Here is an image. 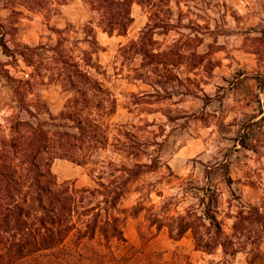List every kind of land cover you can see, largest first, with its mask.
I'll list each match as a JSON object with an SVG mask.
<instances>
[{
  "label": "rangeland",
  "instance_id": "obj_1",
  "mask_svg": "<svg viewBox=\"0 0 264 264\" xmlns=\"http://www.w3.org/2000/svg\"><path fill=\"white\" fill-rule=\"evenodd\" d=\"M133 1L134 21L125 36L97 29L107 71L101 78L118 101L111 143L117 129L127 127L157 160L156 171L134 181L118 205L127 219L125 236L140 247L138 229L147 230L146 217L193 221L203 212L202 198L216 193V216L235 244L226 254L222 247L214 254L196 251L191 232L174 241L167 228L149 250L167 251V258L176 251L185 264H264V0ZM88 22L97 24L98 17L87 0H0V41L12 50L53 47L59 30ZM0 60L17 79L33 71L20 57L4 55L1 46ZM32 93L29 100L35 105L41 99L46 107L40 114L33 109L36 118L20 109L0 74V147L18 121L36 125L40 119L50 131L62 123L55 118L71 95L58 85ZM246 135L250 150L241 146ZM100 155L126 162L114 147ZM42 169L71 193L99 189L88 170L67 160ZM140 204L145 210L136 218Z\"/></svg>",
  "mask_w": 264,
  "mask_h": 264
},
{
  "label": "trees",
  "instance_id": "obj_2",
  "mask_svg": "<svg viewBox=\"0 0 264 264\" xmlns=\"http://www.w3.org/2000/svg\"><path fill=\"white\" fill-rule=\"evenodd\" d=\"M87 1L98 23L88 22L81 28L69 25L59 30L53 47L25 45L12 50L0 41L4 55L20 57L33 69L27 78L17 79L0 60V74L22 111L35 118V107L39 114L45 111L41 99L35 105L29 100L40 86L58 85L71 95L65 110L55 118L62 121L55 125V131L48 130L40 119L36 125L18 121L11 125V139L1 143L0 264H185L184 257L176 251L167 258V251L149 250L151 241L166 228L174 241L191 232L196 251L214 254L222 247L226 254L234 243L216 216V193L202 198L203 212L196 214L195 220L179 216L164 223L159 216L146 217L145 221L150 222L147 230L138 229L141 246L130 245L126 238L127 219L121 217L118 205L134 181L156 171L157 160L150 157L147 143L127 127L120 126L111 143V118L117 112L118 101L101 78L107 76V71L99 59L104 48L97 29L111 37L115 33L125 36L134 21V1ZM43 50L49 54L41 53ZM241 146L251 149L247 135ZM110 147L126 162L100 159V154ZM57 159L88 170L97 179L99 189L71 193L69 187L57 185L52 171L42 169ZM225 174L231 182L228 165ZM93 198H97L96 204L91 202ZM144 210L140 204L134 216L139 217ZM114 242L116 246L112 245Z\"/></svg>",
  "mask_w": 264,
  "mask_h": 264
}]
</instances>
